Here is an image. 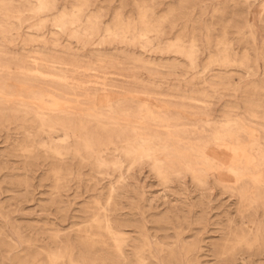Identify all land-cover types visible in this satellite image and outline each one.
Instances as JSON below:
<instances>
[{
  "label": "rangeland",
  "instance_id": "374dc122",
  "mask_svg": "<svg viewBox=\"0 0 264 264\" xmlns=\"http://www.w3.org/2000/svg\"><path fill=\"white\" fill-rule=\"evenodd\" d=\"M0 264H264V0H0Z\"/></svg>",
  "mask_w": 264,
  "mask_h": 264
}]
</instances>
